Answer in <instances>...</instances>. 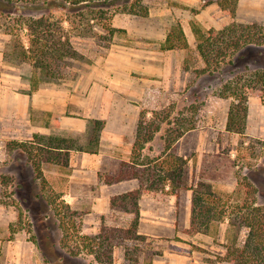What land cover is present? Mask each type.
<instances>
[{"label": "rangeland", "instance_id": "1", "mask_svg": "<svg viewBox=\"0 0 264 264\" xmlns=\"http://www.w3.org/2000/svg\"><path fill=\"white\" fill-rule=\"evenodd\" d=\"M34 1L39 4L32 5L33 8L31 9H26L24 12L26 16H39L47 12V9L42 7L44 0ZM218 1L198 0L197 8H189L170 2L168 13H162L158 21H162V27H169L181 19L184 20L185 24H187V21L190 24L195 21L199 24L195 18L197 16L201 22L206 21L212 25V21L207 20L209 18L208 14H205L203 10L206 6L217 4ZM146 5L149 7V4ZM157 8L159 9L158 6ZM227 14L229 15V13ZM67 15L69 13L64 10L54 12L56 18L66 17ZM216 15L219 14L216 12L210 14L213 18ZM229 16L234 17L232 22L254 21L258 24H264V0H241L240 13ZM115 17L117 19L116 25L119 27L129 26L139 29L146 25L145 28L151 30L156 28L158 34H163V29L161 30L157 23L147 21V18L143 19L142 17L123 13H116L113 19ZM140 21H144L143 26H141ZM111 24L113 25V21H111ZM64 25L69 28L68 23ZM79 25L77 24V26ZM100 25L96 24L95 30L91 31L89 35L77 33V35H71L73 46L83 59L76 62L75 74L56 82V85L62 86L64 90V117L66 120L64 133L74 131L78 145L84 144L86 138L79 132L83 128L84 121L90 119L89 116L99 114L98 108L93 104L98 102L101 96V93L97 91L98 87H104L108 90L116 87L111 84L110 80L115 72L114 68L111 67L113 63L107 60L110 55L117 57L116 54L120 50L129 48L152 50L154 51L152 61H158L161 65V75L157 77L160 81L158 87L154 82L153 92L147 91L141 96L127 97L120 94L122 97H117V94H114L113 97H115L117 103L127 102L133 105V109L129 107L121 111H110V114L113 117H122L124 114L128 119L126 125H131L133 120L137 122L138 113L143 110L164 109L171 111L172 117L178 116V118L182 117L178 113L184 111L186 116L191 117V112L186 110L194 102L193 94L197 92L198 103H202V108L198 114H193V116L197 117L198 126L186 133L183 143L180 142L174 147L175 153L188 157L189 162L185 167L186 184L194 185L197 182H205L211 184L218 193L227 195L232 194L239 179L241 180L244 175H247L258 189V203L263 204L264 100L260 98V95L262 90L264 91V87L255 88L251 86L249 88L250 97L245 135L240 136L236 133L227 132L226 121L231 100L220 98L213 93V90H219L221 85L217 78L208 75L197 78L193 73L195 69L205 67L196 50L195 42L192 43L190 49L179 50L183 55L181 63L173 52L159 51L160 47L157 45L151 47L150 44L138 43L135 33H127L121 30L110 37L100 28ZM136 31V29H133V32ZM0 39L6 40L5 47L10 43V36L2 33V30H0ZM259 50V47H253L243 52L245 59L252 61L245 62V64L248 63L250 69L264 67V48L262 51ZM148 54L151 53L148 52ZM185 59H188L190 66V70L186 72L182 70ZM164 64L171 69L164 70ZM231 70H234L235 74L247 72L244 64L238 63V68L235 69L224 65L222 74H228ZM132 75V79H135V72H132ZM231 76L234 75H227L226 79H230ZM125 80L122 76L121 82ZM172 80L176 84L175 87L170 85ZM246 80H249L248 77ZM22 91H24L23 88H21ZM165 128L166 126L163 125L158 137L164 134ZM121 145L119 153L122 155L123 151L129 149V145L128 143H122ZM151 145L158 153L163 148V141L157 138ZM3 148L4 151L0 149V260L6 259L7 249L11 245L29 248V250L26 249L27 252L29 251V257L21 264H98L95 257L88 254V248L86 247L88 241L80 237L83 235L91 237L98 235L103 224L110 227L127 228L131 218L117 211L101 212L104 209L102 206L99 208V212L91 214L95 210L89 205L74 206L70 204L72 209L80 212L76 221L81 233L79 234L80 237L73 239L68 246L63 247L61 245L62 230L59 229L53 213L48 207L47 201L50 191L41 192L40 184L35 180L33 166L28 161L25 153L20 150L9 152L5 145ZM104 150H106L105 147ZM75 155L79 156L78 153ZM45 168H47L45 173H47L54 191L65 193L69 186L67 183L72 168L61 169V172L50 165L45 166ZM92 188L94 190L96 187L92 186ZM39 193L41 196L37 197ZM244 196L245 194H243ZM236 199H240V197L234 194L233 201ZM227 229L226 224H221L218 226L217 231L211 234L213 245L210 246L214 247L216 253L221 252L220 246L226 242ZM221 241H223L222 244ZM174 243L183 246H186V243L190 244L180 236L173 239L147 237L145 240L131 239L125 241L121 246L112 248V261L109 262L108 259H103L102 264H149L151 262L149 257L153 252L161 251L163 254ZM191 246L185 250H196L197 254L199 253L196 256L205 264H224L219 254H214L206 248ZM127 249L129 250V257L134 258L133 261L125 259ZM74 252L79 254L73 256ZM16 255L21 257L19 250ZM15 260L18 264L19 259L15 258Z\"/></svg>", "mask_w": 264, "mask_h": 264}, {"label": "trees", "instance_id": "2", "mask_svg": "<svg viewBox=\"0 0 264 264\" xmlns=\"http://www.w3.org/2000/svg\"><path fill=\"white\" fill-rule=\"evenodd\" d=\"M144 1L44 0L42 7L46 8L47 12L39 16H26L24 13L26 9L33 8L32 5L39 4L38 2L0 0V30L10 36V43L3 51L4 59L16 64H30L35 73L32 77L33 87L39 81L60 82L75 74L76 62L83 59L74 48L71 35H89L95 30L96 24L98 26L101 24L100 28L112 37L122 30L114 28L111 24L116 13L142 18L149 16V9ZM217 3L222 10L228 11L232 16L235 15L238 0H219ZM58 10L67 11L69 15L56 18L54 12ZM65 23H68L69 28L65 27ZM192 30L196 40V50L205 66L202 69H195L193 73L197 78L208 75L218 79L221 85L219 90H213V93L220 98L231 100L226 131L243 136L247 129L249 88L264 87V67L250 69L245 62L252 61L246 60L243 52L253 47H259V51H262L264 25L235 21L221 29L203 30L193 23ZM176 49H190L179 21L167 28L166 38L161 45L163 51ZM238 63H243L247 72L235 74L234 70H231L228 74H222L224 65L235 69L238 68ZM183 70H190L188 59H185ZM227 75L234 76L226 79ZM247 77L249 80H246ZM193 96L195 100L186 110L191 112V117L186 116L184 111L178 113L181 118L172 117V112L164 109L140 112L130 160L121 163L117 175H100L101 180L106 184L132 178L138 180L137 189L115 195L110 200L111 211L127 215L131 221L127 228L103 224L100 233L93 237L88 235L80 237L81 232L76 221L80 212L71 208L62 192L54 191L42 171L44 162H52L62 168H68L70 150L77 149L75 140L35 134L32 141L7 143L9 152L20 150L27 155L41 192L50 191L48 207L59 229L62 230L63 247L80 237L88 241L86 245L88 254L93 255L98 264H102L103 259L111 262L112 248L121 246L131 239H146L137 232L139 199L144 191L178 194L180 190L188 189L192 190L190 224L186 231L188 234L211 235L217 231L219 225L226 224L228 233L223 244L225 253L220 257L221 261L228 264H264V203H258V189L250 178L244 175L241 180L239 179L234 192L227 195L218 193L211 184L205 182H197L194 185H187L185 182V167L188 159L175 153L173 147L179 138L198 126L197 117L193 114L201 111L202 103H198L197 92H194ZM260 98L264 100L263 90ZM163 125L166 126L164 134L160 135L163 148L158 154L151 155L149 151L153 150V147L149 144L161 132ZM103 126L102 120H90L87 142L84 147L77 150L97 152ZM234 194L240 199L233 201ZM40 196L39 193L37 197ZM170 248L179 249L175 245H171ZM128 251L127 249L125 259L133 261L134 258L129 257ZM78 254L74 252L72 255ZM154 255H162V252H153L149 258L152 259Z\"/></svg>", "mask_w": 264, "mask_h": 264}, {"label": "crops", "instance_id": "3", "mask_svg": "<svg viewBox=\"0 0 264 264\" xmlns=\"http://www.w3.org/2000/svg\"><path fill=\"white\" fill-rule=\"evenodd\" d=\"M144 2L145 4H149V16L146 17L147 21L157 23L161 27L160 29H163V34H158L156 28L154 30L145 28L146 25L139 29L129 26L119 27L116 25V17L112 20V26L117 29L122 28L127 33H135L138 43L150 44L151 47L157 45L160 47L159 51L175 53L182 63L183 55L178 49L161 50V45L166 38L168 27H162V21H158V19L161 18L162 13H168L170 2L188 6L189 8H197L198 0H145ZM240 3L241 0H238L236 8L237 14L240 13ZM157 6L159 9L157 8L158 11L156 12ZM189 10L191 11V9ZM203 11L205 14H208L209 18L207 20L212 21L214 24L210 25L206 21L201 22L199 17L195 16L200 25L196 21L194 23L203 30L210 28L221 29L234 20V17L231 18L229 16L231 14L222 10L218 3L206 6ZM214 12L219 14L215 18L210 16ZM248 13L250 14V12ZM179 22L183 27L188 44L191 46L196 41L192 30L193 23L190 24L187 21V24H185L183 19ZM142 23L144 21H140L141 26H143ZM243 23L257 22L245 21ZM133 29L137 31L133 32ZM5 43V39L4 41L0 39V149L4 151L3 146L5 145L7 147V143L10 141H32L35 134L73 139L78 149L84 147L87 142L89 121L102 120L104 126L100 132L97 152L90 153L85 150L72 149L70 150L68 168H62L56 163L44 162L42 171L46 179L50 182L47 173H45L47 172L45 166H53L60 172L61 169L65 170L71 167L72 172L69 175L70 179L67 183L69 186L65 193L62 191L65 201L74 206L89 205L95 210L91 214H96L95 212L97 211L99 212L101 206L104 207L101 212L111 211L110 200L113 196L133 191L139 187V182L135 178L112 184H106L100 178V175H117L121 163L130 160L139 119L138 116L137 122L133 120L131 125H126L128 119L124 114L122 117H113L110 111H121L129 107L133 109V105L127 102L117 103L113 95L117 94V97H122L120 94L126 95L127 97L141 96L147 91L153 92L154 82L156 87H158L160 81L157 77L161 75V65L158 61H152V53L154 51L141 48H129L120 50L116 54L117 57L115 55L108 57L107 60L113 63L111 67L115 71L113 78L110 79L111 84L116 87L110 88L109 90L104 87H98L97 91L101 93V96L98 99L99 101L93 104L98 108L99 114L97 116H89L90 119L84 121L83 128L79 134L85 136L86 140L83 145H78L74 131L64 133L66 120L64 117L63 87L57 86L56 82L44 81H39L33 87L32 77L35 73L32 66L28 63H21L20 66L16 63L5 61L3 54ZM148 52L151 54H148ZM168 68L171 69L164 64V70ZM132 72H135V79H132ZM122 76L126 79L124 82H121ZM118 84L120 85L117 86ZM170 85L172 87L176 86L173 80ZM21 88L24 91L21 92ZM140 112L138 115H140ZM158 135L149 146H152L151 144L157 138L160 139ZM185 136L186 133L177 140L174 147L180 142L183 143ZM122 143H128L129 149L123 151L121 155L119 151L121 150ZM205 144L207 145V143ZM104 147L106 150H104ZM145 152L147 151L145 150ZM149 152L151 155L159 153V151L157 153L154 147ZM74 153H78L79 156ZM183 157L188 159L186 155ZM92 186L96 188L93 190ZM191 207L192 190L182 189L178 194H168L161 191L143 192L139 199L138 234L147 238L156 239H173L176 236H180L190 243H186V246L174 243L179 249L171 250L173 248H170L165 250L162 255H154L151 259V264H205L196 256L199 254H197L196 250H185L192 247L191 245L206 248L214 252V254H219L221 257L224 255L225 248L222 246L223 241H221L222 245L220 246L221 252L218 251L216 253L214 247L210 246L213 245V238L210 234L197 233L191 235L186 232L190 224ZM171 243L173 244V242ZM26 249L29 250V248H25L24 246L10 245L7 249L6 259L0 260V264H16L17 261L15 258H18V264H21L22 261H25L29 257V251L27 252ZM18 250L21 253V257L16 255L18 254ZM223 263L228 264L226 262Z\"/></svg>", "mask_w": 264, "mask_h": 264}]
</instances>
